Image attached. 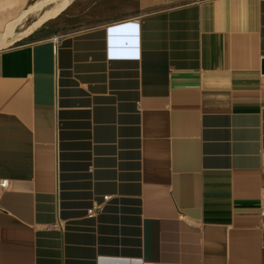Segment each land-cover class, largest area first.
Wrapping results in <instances>:
<instances>
[{
    "label": "crops",
    "instance_id": "0c3cea01",
    "mask_svg": "<svg viewBox=\"0 0 264 264\" xmlns=\"http://www.w3.org/2000/svg\"><path fill=\"white\" fill-rule=\"evenodd\" d=\"M32 1L0 0V264H264V0L21 42Z\"/></svg>",
    "mask_w": 264,
    "mask_h": 264
},
{
    "label": "rangeland",
    "instance_id": "374dc122",
    "mask_svg": "<svg viewBox=\"0 0 264 264\" xmlns=\"http://www.w3.org/2000/svg\"><path fill=\"white\" fill-rule=\"evenodd\" d=\"M40 1L41 0H33L31 6L36 5ZM61 3V0L55 1L44 9L29 14L27 18L21 21L17 35L18 38H22L21 42L46 37L55 33L66 34L69 32H76L104 22L113 16L116 11L115 7L105 2V0H70L68 6L65 7L57 17L49 19L37 27L38 29L35 28V30L33 29L31 31V28L44 17L47 11L57 9ZM127 6L135 7V0H128ZM13 26L14 25L9 26L8 31ZM35 32L38 34L31 38L30 36Z\"/></svg>",
    "mask_w": 264,
    "mask_h": 264
},
{
    "label": "bare ground",
    "instance_id": "6f19581e",
    "mask_svg": "<svg viewBox=\"0 0 264 264\" xmlns=\"http://www.w3.org/2000/svg\"><path fill=\"white\" fill-rule=\"evenodd\" d=\"M55 1H58V0H41L39 3H37L36 5L34 6H31L27 11H25V16L29 15V14H33L35 13L36 11H39L41 9H44L45 7H47L49 4L55 2ZM61 5L57 8V9H54V10H51V11H47L44 15V17L39 21L37 22L32 28H31V31L37 27H39L40 25H42L43 23H45L46 21H48L49 19L51 18H54V17H57L59 15V13L65 8L68 6V4L70 3V0H61ZM52 6V5H50ZM48 9V8H47ZM46 10V9H45ZM24 15V14H23ZM22 15V16H23ZM23 16V18L25 17ZM21 18V17H20ZM18 26V25H17ZM13 29H14V26L8 31V34L10 35H13L12 32H13ZM38 29V28H37ZM34 32V31H33ZM4 37V36H3ZM11 37V36H10ZM3 40V39H2Z\"/></svg>",
    "mask_w": 264,
    "mask_h": 264
},
{
    "label": "built area",
    "instance_id": "2783aa9c",
    "mask_svg": "<svg viewBox=\"0 0 264 264\" xmlns=\"http://www.w3.org/2000/svg\"><path fill=\"white\" fill-rule=\"evenodd\" d=\"M7 185H8V181H1V182H0V187H1L2 189H5V188L7 187Z\"/></svg>",
    "mask_w": 264,
    "mask_h": 264
},
{
    "label": "trees",
    "instance_id": "16d2710c",
    "mask_svg": "<svg viewBox=\"0 0 264 264\" xmlns=\"http://www.w3.org/2000/svg\"><path fill=\"white\" fill-rule=\"evenodd\" d=\"M30 40H32V39H30Z\"/></svg>",
    "mask_w": 264,
    "mask_h": 264
}]
</instances>
